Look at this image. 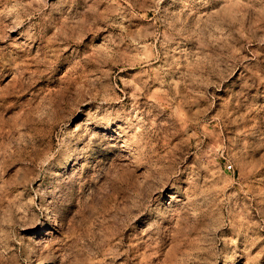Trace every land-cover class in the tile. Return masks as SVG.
Returning a JSON list of instances; mask_svg holds the SVG:
<instances>
[{"label":"rangeland","instance_id":"rangeland-1","mask_svg":"<svg viewBox=\"0 0 264 264\" xmlns=\"http://www.w3.org/2000/svg\"><path fill=\"white\" fill-rule=\"evenodd\" d=\"M0 264H264V0H0Z\"/></svg>","mask_w":264,"mask_h":264}]
</instances>
